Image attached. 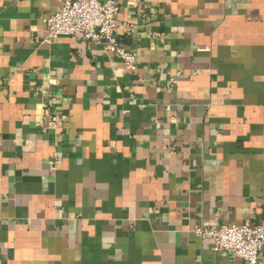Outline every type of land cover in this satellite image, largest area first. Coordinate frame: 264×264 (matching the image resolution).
Listing matches in <instances>:
<instances>
[{
	"label": "crops",
	"instance_id": "obj_1",
	"mask_svg": "<svg viewBox=\"0 0 264 264\" xmlns=\"http://www.w3.org/2000/svg\"><path fill=\"white\" fill-rule=\"evenodd\" d=\"M64 0H0V264H246L264 226V0H114L115 38L44 41Z\"/></svg>",
	"mask_w": 264,
	"mask_h": 264
},
{
	"label": "built area",
	"instance_id": "obj_2",
	"mask_svg": "<svg viewBox=\"0 0 264 264\" xmlns=\"http://www.w3.org/2000/svg\"><path fill=\"white\" fill-rule=\"evenodd\" d=\"M118 10L119 6L114 0H64L45 21L47 30L44 41L80 33L110 45L124 65L133 68V54L120 47L115 38ZM193 232L200 238L210 239L214 251H226L246 264H264L263 225H196Z\"/></svg>",
	"mask_w": 264,
	"mask_h": 264
}]
</instances>
